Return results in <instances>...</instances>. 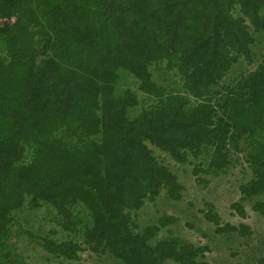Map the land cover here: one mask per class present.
I'll return each instance as SVG.
<instances>
[{
  "label": "trees",
  "instance_id": "obj_1",
  "mask_svg": "<svg viewBox=\"0 0 264 264\" xmlns=\"http://www.w3.org/2000/svg\"><path fill=\"white\" fill-rule=\"evenodd\" d=\"M261 33L264 0H0V264H26L14 234L48 264H86L84 251L110 264H209L207 245L158 238L176 216L137 222L162 190L179 201L185 189L154 147L201 184L244 161L252 175L231 209L245 218L250 201L264 218ZM205 206L217 234H252ZM41 208L55 225L33 231Z\"/></svg>",
  "mask_w": 264,
  "mask_h": 264
},
{
  "label": "rangeland",
  "instance_id": "obj_2",
  "mask_svg": "<svg viewBox=\"0 0 264 264\" xmlns=\"http://www.w3.org/2000/svg\"><path fill=\"white\" fill-rule=\"evenodd\" d=\"M260 35L264 36V33ZM264 46L257 48L256 54L263 53ZM244 63L243 61L241 62ZM241 64V65H242ZM236 65L233 69H237ZM252 68V66L250 67ZM167 79L159 75L155 71L154 76L157 80L165 84L177 81L179 79L173 76L171 72H167ZM236 74V72H235ZM230 73L224 81H230ZM136 81L130 79L128 84L137 91ZM141 99L145 96L138 91ZM157 158L165 165L170 167L179 177L185 186L183 197L179 201H170L162 190L161 195L155 201H147L146 204L137 213V222L140 227H145L149 223L157 222V219L163 215H174L177 222L163 228L158 233V238L171 235H177L195 245H207L209 251L205 253V259L209 264H256L257 259L264 256V218L251 210V202L244 201V208L247 217L241 218L231 209V203L237 201L240 196L238 186L245 183L251 177V171L244 161H235L230 165L225 173L217 176L203 175L209 180L207 184H201L196 181L191 174L192 165L179 164L171 159L166 153L160 152L155 147L152 148ZM234 157H241L234 155ZM209 202L214 205L216 211L221 216V223L230 222L238 224L239 222L248 224L252 229V234L248 237L238 236L236 233L217 234L215 225L208 222L201 210L206 209L205 203ZM45 208H41L30 217L27 227H32L36 231L40 226L44 231L49 230L55 225L50 220L53 212H49ZM194 216V217H193ZM192 222L194 227L187 226V222ZM53 237H62L61 233ZM11 244L16 247V252L20 253L26 264H48L45 253L30 239L24 235L14 234L10 240ZM81 259L86 264H110L111 259L108 255H97L89 251L81 253ZM169 264H174L173 261Z\"/></svg>",
  "mask_w": 264,
  "mask_h": 264
}]
</instances>
